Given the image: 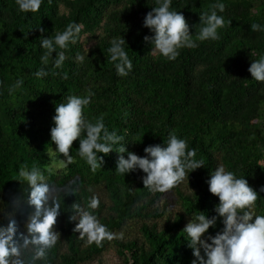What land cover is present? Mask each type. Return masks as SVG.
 Segmentation results:
<instances>
[{"label": "trees", "instance_id": "trees-1", "mask_svg": "<svg viewBox=\"0 0 264 264\" xmlns=\"http://www.w3.org/2000/svg\"><path fill=\"white\" fill-rule=\"evenodd\" d=\"M216 2L172 0L171 7L183 13L194 34L200 13ZM220 2L225 8L217 12L226 21L218 30L220 39L197 41V47L182 48L169 61L144 39L154 35L143 21L156 0H43L35 13L20 12L16 0H0V224L6 225L7 215L15 212L11 218L26 233L30 206L12 207L15 197L26 201L29 195L27 183L18 179L25 165L44 171L52 195L61 202L54 225L60 240L37 264H84L112 248L122 257L118 264H191L195 257L182 230L192 214L217 215L219 200L206 181L221 164L257 191L254 212L264 215V82L248 71L252 60L264 55V31L251 30L252 23L264 25V0ZM71 23L81 31L76 43L63 50V66L55 69L51 59L42 65L40 38ZM85 33L95 40L91 46L82 40ZM112 38L126 41L133 64L127 76L118 75L110 60ZM77 53L85 55L83 63L76 61ZM41 67L49 74L38 79L34 73ZM17 79L23 86L10 94ZM88 90L94 95L85 117L94 121L103 115L109 130L125 137L122 143L129 151L144 156L146 146H165L174 132L204 166L168 192H152L143 185L142 170L125 176L115 171L120 155L115 150L99 153L102 167L93 172L78 155V138L70 149L73 163L64 167L66 157L56 152L50 136L55 109L68 96H84ZM70 188L76 195L63 196ZM93 195L100 200L94 214L113 233H123V240H106L98 247L73 231L78 221L70 220L72 204L86 206ZM222 228L218 218L208 232L215 235Z\"/></svg>", "mask_w": 264, "mask_h": 264}, {"label": "clouds", "instance_id": "clouds-1", "mask_svg": "<svg viewBox=\"0 0 264 264\" xmlns=\"http://www.w3.org/2000/svg\"><path fill=\"white\" fill-rule=\"evenodd\" d=\"M42 3L43 0H16L18 10L23 13L38 12ZM156 4L143 21V26L154 35L145 36L144 39L151 43L152 51L167 60H176L182 48L197 47V41L220 39L218 30L226 23L224 17L217 12H223L225 8L220 0L211 6L210 11L200 13V27L194 34L190 32L183 13L171 7L172 0H156ZM227 23L231 24V21ZM251 30L264 31V25L252 23ZM80 31L79 25L71 23L54 36H42L39 40L40 47L44 50L40 57L41 64L47 66L51 59L55 69L61 68L67 59L63 50L76 43ZM125 42L124 38H112L107 49L116 73L120 76H127L133 68L132 60L124 47ZM75 59L83 63L85 55L77 53ZM248 71L252 79L264 82V55L252 60ZM48 74L46 67H41L34 73L38 79ZM23 83L22 79H17L9 87V93L21 89ZM93 95L90 90L84 96L70 95L66 103L56 106V114L53 116L55 126L50 129V136L56 145V152L66 157L64 167L73 163L70 149L73 141L78 138V155L93 172L102 167L103 157L98 154L107 155L115 150L120 154L115 171L125 176L142 170L146 174L142 177L143 185L152 192L166 193L180 184L185 177L188 178V173L204 166L202 159H195V149H189L187 141L179 138L174 132L168 134L165 146H146L144 156L129 151L126 144L122 143L125 137L117 134L115 129L110 131L105 125L103 115L94 121L85 117L84 108L90 104ZM117 145L119 147H116ZM124 153H127V158ZM47 171L51 174L53 170ZM18 179L26 182L30 191L26 201L15 197L12 207L16 211L26 203L31 211L25 223L26 233L19 231L17 220L11 218L15 212L7 215L10 219L6 225L0 224V264H37L38 261L46 260L49 250L60 240V234L54 225L60 215L61 202L59 197L52 195V186L39 167L28 168L25 165L20 168ZM206 182L209 191L218 197L219 203L215 207L217 215L209 218L207 213L202 211L192 214L190 221L183 228L184 238L195 257L191 264H264V215L254 212L257 191L249 186L244 176L238 177L223 164L211 172ZM261 191H264V188ZM69 193L76 195V189H68L63 196ZM99 204L100 200L95 195L88 200L86 206L72 204L70 220L78 221L73 231L78 232L86 244L94 243L98 247H102L106 240H123V233H113L94 214ZM218 218L223 228L212 235L208 230L210 227H216Z\"/></svg>", "mask_w": 264, "mask_h": 264}, {"label": "rangeland", "instance_id": "rangeland-1", "mask_svg": "<svg viewBox=\"0 0 264 264\" xmlns=\"http://www.w3.org/2000/svg\"><path fill=\"white\" fill-rule=\"evenodd\" d=\"M82 40L87 43V46H91L95 42L89 33L82 35ZM154 53L156 52L154 51ZM121 259L122 257L118 255L116 249L112 248L106 251L99 259L84 264H118L121 262Z\"/></svg>", "mask_w": 264, "mask_h": 264}]
</instances>
